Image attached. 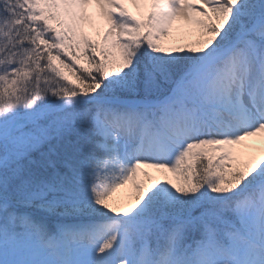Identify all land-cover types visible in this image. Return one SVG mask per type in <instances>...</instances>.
<instances>
[{"label": "snow or ice", "instance_id": "obj_1", "mask_svg": "<svg viewBox=\"0 0 264 264\" xmlns=\"http://www.w3.org/2000/svg\"><path fill=\"white\" fill-rule=\"evenodd\" d=\"M0 264H264V0H0Z\"/></svg>", "mask_w": 264, "mask_h": 264}, {"label": "bare ground", "instance_id": "obj_2", "mask_svg": "<svg viewBox=\"0 0 264 264\" xmlns=\"http://www.w3.org/2000/svg\"><path fill=\"white\" fill-rule=\"evenodd\" d=\"M127 6L129 7V9H130L131 11L136 12L135 7L132 6L131 4H128Z\"/></svg>", "mask_w": 264, "mask_h": 264}, {"label": "rangeland", "instance_id": "obj_3", "mask_svg": "<svg viewBox=\"0 0 264 264\" xmlns=\"http://www.w3.org/2000/svg\"><path fill=\"white\" fill-rule=\"evenodd\" d=\"M89 32H90V34H91L94 38H97L95 32H94L92 29H89ZM154 174H155V173H154ZM122 191H123V190H122Z\"/></svg>", "mask_w": 264, "mask_h": 264}]
</instances>
